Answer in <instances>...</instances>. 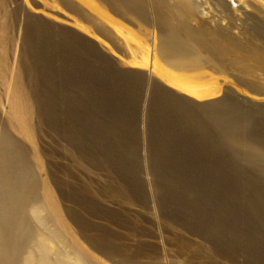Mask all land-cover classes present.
Segmentation results:
<instances>
[{"label": "rangeland", "instance_id": "374dc122", "mask_svg": "<svg viewBox=\"0 0 264 264\" xmlns=\"http://www.w3.org/2000/svg\"><path fill=\"white\" fill-rule=\"evenodd\" d=\"M91 1L102 14L80 0H0L10 40L0 55L11 66L0 72L21 69L28 30L37 45L36 78L21 77L32 93L33 140L7 128L54 190L63 225L50 226L93 264L121 260L93 248L87 238L97 236L138 264H264V71L237 64L245 50L264 49V5L189 0L185 27L213 40L233 37L241 47L225 58L201 53V69L177 72L215 94L197 98L152 70L154 56L166 69L180 66L161 60L153 0L134 2L145 19L116 0ZM183 1L164 0L168 8ZM2 79L0 122L7 124ZM227 132L243 144L233 146ZM72 154L86 160L73 165ZM73 192L83 208L67 200Z\"/></svg>", "mask_w": 264, "mask_h": 264}, {"label": "bare ground", "instance_id": "6f19581e", "mask_svg": "<svg viewBox=\"0 0 264 264\" xmlns=\"http://www.w3.org/2000/svg\"><path fill=\"white\" fill-rule=\"evenodd\" d=\"M80 1L90 6L92 10L94 9L99 14H102L93 1ZM116 1L115 6L120 5L118 6L119 9L125 8L122 5L124 4L132 7H127V11L137 14L142 19L146 18L144 7L134 5L135 0ZM137 1L140 3L144 0ZM259 1L264 5V0ZM153 3L157 14V23L162 29L160 50L165 59L161 60L165 64L167 60L171 64L172 62H179L180 66L176 68L171 65L169 69H166L161 65L158 58L153 55L154 57L151 61L152 70L158 78L162 79L170 87L177 88L197 98L214 96V92L209 88H202V86L197 85L198 83H194V80L190 81L187 78L188 76L186 77V75L177 72L186 71V69L196 71L201 69L199 65L201 53H208L211 56L223 58L230 56L231 53L241 48L237 40L233 37H224L218 34L216 35L219 40H213L211 38L212 34L205 30L191 31L189 27H185L183 18L189 15L194 5L189 0H184L172 8H168L164 0H153ZM4 20H0L1 47H4L10 41L8 38H3V33L8 32L7 30L9 29L8 24ZM109 21L112 22L111 20ZM113 25L116 27L117 23ZM118 32L122 33L120 30ZM26 34V45L25 48L23 47L21 69L17 68L19 70L13 72L4 71V75L0 72V77L4 81L5 100L8 104L6 107L8 109L7 124L0 122V264H21L22 254L28 247L30 249L33 248L34 251L28 252L23 264H93L86 258V255L80 252L79 248L78 250L71 246L69 242L66 243L63 240L62 232L60 233L59 231L61 228L50 226V224L54 223H58L61 226L63 218L60 215L58 201L53 193L54 190L51 189L48 180L45 179L41 183L37 178L38 176L36 177L35 168L37 167L39 170L40 164L36 160L37 166L34 168L32 160L35 158V154L30 153L23 146L24 144L22 145L18 140H15L7 128L9 125L11 130L13 129V133L25 137L29 142L33 140V106L32 101L29 99L32 93L29 87H26L22 82L21 77L23 73L30 72V75L36 78L35 69L33 68L35 65H32L31 58L34 57L32 47L37 45L33 43L34 35L31 31L28 30ZM128 36L131 38L130 35ZM244 52V57L237 60L238 65L244 67V70L249 69V71H252L255 68H259L264 71V49L252 47ZM4 56L0 55V69L7 70L9 64L7 65L6 63L9 61L7 62ZM131 59V64L134 65L140 66L142 62H145V64L149 63V55L145 51L142 54V62H139L135 57ZM28 63H30V66ZM8 77L11 78L9 82L6 80ZM38 118L41 120V117ZM71 135V137L74 136L73 131H71ZM64 136L67 137L66 135ZM226 138L233 146L238 147L243 144L238 135L227 132ZM73 140L75 141L73 138L70 142H73ZM251 153L256 156V150ZM78 155H70L73 165L77 166L79 160H86V157H79ZM261 155L264 159V152ZM40 190H42V193ZM125 192L120 190L118 195H124ZM76 194V192H73L68 196L67 200L74 204L77 203L83 208L86 203ZM82 236L86 237L84 233ZM87 240L93 248L99 252H104L108 258L119 254L121 257L119 264H138L123 253L124 248L104 243L101 237L87 238Z\"/></svg>", "mask_w": 264, "mask_h": 264}, {"label": "water", "instance_id": "95a60500", "mask_svg": "<svg viewBox=\"0 0 264 264\" xmlns=\"http://www.w3.org/2000/svg\"><path fill=\"white\" fill-rule=\"evenodd\" d=\"M98 34H99L102 38H105L106 40L108 39L107 36L104 34L103 31H99Z\"/></svg>", "mask_w": 264, "mask_h": 264}]
</instances>
